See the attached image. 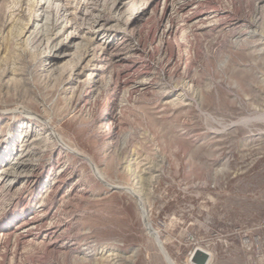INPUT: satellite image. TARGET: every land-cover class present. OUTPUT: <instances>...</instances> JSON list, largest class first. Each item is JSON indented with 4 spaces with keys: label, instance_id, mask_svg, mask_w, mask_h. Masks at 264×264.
Listing matches in <instances>:
<instances>
[{
    "label": "rangeland",
    "instance_id": "rangeland-1",
    "mask_svg": "<svg viewBox=\"0 0 264 264\" xmlns=\"http://www.w3.org/2000/svg\"><path fill=\"white\" fill-rule=\"evenodd\" d=\"M198 248L264 264V0H0V264Z\"/></svg>",
    "mask_w": 264,
    "mask_h": 264
},
{
    "label": "water",
    "instance_id": "water-1",
    "mask_svg": "<svg viewBox=\"0 0 264 264\" xmlns=\"http://www.w3.org/2000/svg\"><path fill=\"white\" fill-rule=\"evenodd\" d=\"M210 259V255L207 251L203 250V249H196L192 258H191V262L193 264H208Z\"/></svg>",
    "mask_w": 264,
    "mask_h": 264
},
{
    "label": "bare ground",
    "instance_id": "bare-ground-1",
    "mask_svg": "<svg viewBox=\"0 0 264 264\" xmlns=\"http://www.w3.org/2000/svg\"><path fill=\"white\" fill-rule=\"evenodd\" d=\"M32 8V7H31ZM94 15V14H93ZM196 14H193L192 15V17L191 18H195L196 16H195ZM64 17V15L60 18V19H62ZM8 18H9V21L12 19V16L10 15V16H8ZM196 19V18H195ZM196 21V20H195ZM4 22V21H3ZM57 22V21H56ZM56 22H54V24L53 25H56ZM58 23V22H57ZM51 29V28H50ZM40 32V31H39ZM40 34V33H39ZM46 36V35H45ZM46 39H47V37H46ZM48 40V39H47ZM50 40V39H49ZM49 40H48V43H49ZM102 51V50H101ZM50 130L52 131V132H54V130L52 129V128H50ZM51 132V133H52ZM58 139V138H57ZM29 154V153H28ZM27 154V155H28ZM32 160V159H31ZM209 255H210V259H209V261L211 260V254L209 253ZM190 261H191V259H190ZM209 263V262H208ZM170 264H176L175 263V261L173 262V261H170Z\"/></svg>",
    "mask_w": 264,
    "mask_h": 264
}]
</instances>
